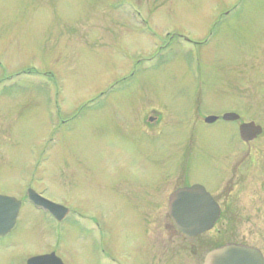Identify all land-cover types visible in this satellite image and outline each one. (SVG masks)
I'll use <instances>...</instances> for the list:
<instances>
[{"label": "rangeland", "instance_id": "374dc122", "mask_svg": "<svg viewBox=\"0 0 264 264\" xmlns=\"http://www.w3.org/2000/svg\"><path fill=\"white\" fill-rule=\"evenodd\" d=\"M227 112L263 134L204 123ZM183 178L228 200L208 247L264 251V0H0V195L23 203L0 264H137L145 185L166 201ZM29 188L72 214L59 225Z\"/></svg>", "mask_w": 264, "mask_h": 264}, {"label": "water", "instance_id": "95a60500", "mask_svg": "<svg viewBox=\"0 0 264 264\" xmlns=\"http://www.w3.org/2000/svg\"><path fill=\"white\" fill-rule=\"evenodd\" d=\"M217 119V117H208L205 122L213 124ZM239 119L240 117L234 113L223 116V120L227 122ZM239 132L241 140L250 143L262 134L263 129L255 123H249L243 124ZM27 195L35 206L48 211L59 222L69 213L68 209L44 199L32 189L28 190ZM170 203L171 217L177 229L188 236H197L212 230L220 214L214 199L201 185L177 191L171 195ZM21 207L22 203L16 198L0 195V237L7 236L15 228ZM28 264H62V262L52 254L32 258ZM204 264H264V257L255 248L227 244L208 253Z\"/></svg>", "mask_w": 264, "mask_h": 264}, {"label": "flooded vegetation", "instance_id": "af4514ba", "mask_svg": "<svg viewBox=\"0 0 264 264\" xmlns=\"http://www.w3.org/2000/svg\"><path fill=\"white\" fill-rule=\"evenodd\" d=\"M224 114L221 116H217L218 120L215 123L219 122L220 120L224 121L222 119ZM207 117H205V119ZM239 117H240L239 120L233 122L235 124L240 122L239 128L243 124L251 123V122L241 121L242 118L240 115H239ZM161 119H162L161 112L155 111L154 115L152 117H150L148 120L151 124H153L155 122L157 123ZM205 119H204V123H205ZM230 123H232V122H230ZM214 124H212V125H214ZM206 125H208V124H206ZM169 174H171V173H169ZM160 177H161V175H159V178L158 177L155 178V181H156V179H158V183L156 184V186H154L153 188H151L149 190H153V192H155V190L157 188H159V186L161 185V184L159 185V182L161 181ZM184 180H185V178H183V182H182V184L184 183V185L182 187H179L176 190H174L168 196V199L166 201H162V200L146 201V198L148 197V193H147L148 191H147V189H146L147 187L145 185L144 207L142 208V213H140L141 217L138 218V220L144 221L147 224L144 228V231H143V235H144L146 240L144 242L141 241V245L138 247L140 255H137V260H138L137 264H204L206 256L208 253H210L211 251H213L217 248H221L227 244L226 242H223V243L215 244L213 247H208L207 242L205 241L207 238H205V237H207V236L209 237V235L211 237V236L216 235V234L221 235L222 232H224L223 231V229H224L223 225H225L228 221H231V218L227 216V210H226L228 207V200L225 199V197H224V199H223V197H222V199L215 197V195L211 191L206 189V187L201 183L195 182L193 180L190 182H186ZM194 185H201L206 189V191L213 197L214 202L217 204L220 214H219V217H218V219H217L212 230L205 232V233H202V234H199L197 236H188V235L182 233L181 231H179L177 229L175 222H174L173 218L171 217L170 197L172 194L176 193L177 191L182 190V189H186V188H190ZM173 206H174V204H173ZM64 207L68 208L67 206H64ZM151 208L159 209V211H160V209H166L168 214L165 218H160L159 216H156V217H152L150 219L149 218L150 213L147 211V209H151ZM40 211H42V210H40ZM46 214H48L50 216V218L56 222V220L53 218V215H51L50 213H46ZM71 214H72V212L70 210L69 216ZM77 215H79V214L77 213ZM77 217H80L81 220L84 219L82 216H77ZM65 220H63L61 223H58V224L59 225L62 224ZM192 220H194V219H192ZM90 222H91V225H89V228H90L89 231L92 232V230L95 231V230L100 229V227H98L97 225H93L92 221H90ZM92 240H93V242L97 241L95 237H92ZM200 241L201 242L203 241L202 244L200 243ZM208 241L210 243V239ZM237 244L247 246V247L256 248L261 252L262 256L264 257V251L260 250L259 248L255 247V246H252V245H249V244H246L243 242H240ZM204 251H205V253H203ZM52 254H54L59 260H61L56 255V252L53 251V252H49V253H45V254H41V255H35V256H32L28 259H25L26 260L25 264H28V261L32 258L39 257V256H49ZM61 262H62V260H61ZM62 264H64V263L62 262ZM108 264H134V263L129 262V261L119 257L118 255L115 256V255H112V253H110V254H108Z\"/></svg>", "mask_w": 264, "mask_h": 264}]
</instances>
